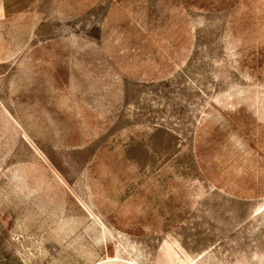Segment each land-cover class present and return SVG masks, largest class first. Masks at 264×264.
Masks as SVG:
<instances>
[{
  "label": "rangeland",
  "instance_id": "374dc122",
  "mask_svg": "<svg viewBox=\"0 0 264 264\" xmlns=\"http://www.w3.org/2000/svg\"><path fill=\"white\" fill-rule=\"evenodd\" d=\"M0 264H264V0H0Z\"/></svg>",
  "mask_w": 264,
  "mask_h": 264
}]
</instances>
